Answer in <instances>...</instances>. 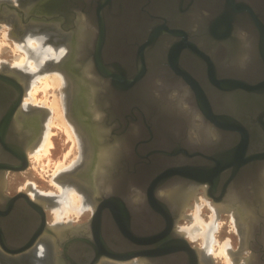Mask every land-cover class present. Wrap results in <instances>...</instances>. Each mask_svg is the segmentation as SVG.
Returning <instances> with one entry per match:
<instances>
[{
    "label": "water",
    "instance_id": "1",
    "mask_svg": "<svg viewBox=\"0 0 264 264\" xmlns=\"http://www.w3.org/2000/svg\"><path fill=\"white\" fill-rule=\"evenodd\" d=\"M11 16L57 23L68 34L71 58L52 68L70 80L67 115L93 151L73 174L85 170L95 200L92 217L71 230L92 231L97 261L149 256L135 243L178 231L202 189L242 216L241 249L253 250L244 264H264V235L257 250L251 243L264 232V0H38L29 10L0 0V20ZM5 69L14 71L8 91L18 93L9 120L23 74ZM6 80L0 72V88ZM0 158V247L21 254L57 227L41 207L29 229L32 213L20 202H36L25 191L4 192L6 170L27 169L28 158ZM17 216L28 242L11 249L6 231Z\"/></svg>",
    "mask_w": 264,
    "mask_h": 264
},
{
    "label": "flooded vegetation",
    "instance_id": "2",
    "mask_svg": "<svg viewBox=\"0 0 264 264\" xmlns=\"http://www.w3.org/2000/svg\"><path fill=\"white\" fill-rule=\"evenodd\" d=\"M37 1L38 0H32L30 2L29 0L30 3H24L20 7L22 8V10L26 8H28L29 10V7ZM13 18H14L13 19L14 26L16 25L15 27L17 28H20V26L25 27V29L22 31L28 30V28H30L31 26L35 28L38 27L39 29H47V30L48 29L55 30L56 28V31H59L60 29L61 32L60 31L59 32L62 33L63 36L65 37L64 41L66 42L68 46V37H67L68 34L64 32L57 23L51 24V23H45V22H40V21L34 22V23L33 22L32 23H21V22H18V20L14 16ZM15 27H13V29H16ZM23 38H24V35H23ZM70 58H71V54L69 55V50H67L64 57L61 58L57 62H63V61L66 62ZM57 62H53V64L47 65L49 67L46 68L47 67L46 66L45 67L46 69L44 68V70L51 69ZM54 70L61 71L60 69H54ZM18 71L23 74L20 76L21 78L19 80L21 83V87L23 88L22 101H21L18 111L16 112L15 117L7 120L5 111L11 105V102L13 101V99L18 98L17 97L18 93L15 95H12L8 91L10 90L11 93L13 92V90L15 91L13 87L8 86V83L14 80L12 77L14 71L7 70L5 68H0V72L7 75V80L4 82L5 83L4 87L0 88V91L3 92V93H0V156L6 157L7 155L8 157L11 156L15 158V160H12L13 165L22 164V158L27 156L28 165H29L30 158L28 154L30 150H32L33 147H35V145L38 144L43 134V131L45 130L46 115L44 111L45 109L42 106H37V107L31 106L29 109H25L24 97L30 86V80L32 79V74L30 72H23L20 70ZM67 78L69 79V77ZM72 86H73V82H72ZM68 88L70 89V82H69ZM69 89H68V94L70 92ZM67 98H68V95H67ZM72 112H74L73 109H72ZM73 114L75 115V113H72V115ZM73 117L78 122V125L81 126L83 129L82 123L79 122V120L76 119L75 116ZM84 140H85V144H84L85 158L81 162L79 161L80 164L85 162V160H88V158L90 159V156L92 155V152H93L92 150L90 152V146L88 145V142L85 138ZM3 142H5L6 145ZM83 171L81 170L80 172H77L75 174L71 172L70 174L76 175L78 173L80 174L82 173L83 175ZM10 172L18 173L21 171H15V170H10V169L6 170L5 172L6 185H5V190H4L5 194L9 197H13V196H16L18 193L25 191L29 195L28 191L24 189H18L13 193L7 192L8 179H9ZM70 176L71 175H69L68 177L67 176L64 177V181L66 183L78 182L80 186L83 188V190L92 194L91 189L89 188V186H87L88 184L84 183L85 181L83 180L82 176H79V178L75 176L74 178L75 181H68V178ZM201 192L202 194H204L202 189H201ZM42 199L43 198H38V199L32 198V200L36 202L35 206L37 208H35L34 206L33 207L29 206V204L26 203L25 201L20 202L23 205L21 209V212L23 214L30 212L29 214L31 215L32 213L31 215L32 221L30 222L29 229L32 228V230H34L38 226V223L40 220V208L41 207H43V209L45 210V214H46L47 205L39 201ZM48 199L53 201V195L51 194V196H49ZM210 201H212V199H210ZM1 202H2V199H1ZM92 214H91V217H92ZM46 218H47V214H46ZM17 220L18 222L16 221L14 223L12 227V231L10 232H8V230L6 231L7 237L5 238V241L11 244L12 247L8 246L11 249L22 247L26 242H28L27 237L29 235L27 236L26 234H24V232H27L24 228L25 221H22L20 217H18ZM71 226H72L71 222H69L68 224L64 223L61 225V227L56 226L57 231H55L54 233H49L47 235L41 236L39 239H37L35 244L28 247L21 254L8 253L4 251L3 248L0 247V264H39L38 261L40 260V258L36 255L37 254L36 250L38 249V244L40 242L46 243L47 245V251H46L47 256L41 259L43 262L47 264H103V263L106 264V260L110 258L106 259V258L101 257V259L97 261L98 256L97 254H94V249L92 245V243L94 242V239L92 236L93 234L92 231H89V232L73 231L71 230ZM259 230L260 229H258L255 232V236L257 237L256 238L253 237L251 239V243H252V246L254 247V250H257L260 245V243L257 241V238H259L260 235H264V232L259 231ZM150 235H151V241L144 242L143 245L140 244L141 242L139 243V245H137L136 243L134 245L135 248L138 249V251L142 249H147L150 252L149 253L150 255L149 256L146 255V257H142L141 255L133 256L126 260L127 263H131V264L132 263L133 264H191V261L195 260L196 262L195 264H213L212 258L202 259L201 251H200L201 248L191 243L190 239L183 233L179 225H178V231L176 232L156 230L152 232ZM14 236H16L17 239L13 238ZM190 245L192 246V248H195L196 250V252H194L195 255L190 253ZM245 251L247 254L243 257L246 258L252 254L253 250L251 248H247ZM235 252H238V254L239 252H241V254L243 255V249H241V247L239 248V250ZM121 261L124 262V260H121Z\"/></svg>",
    "mask_w": 264,
    "mask_h": 264
},
{
    "label": "bare ground",
    "instance_id": "3",
    "mask_svg": "<svg viewBox=\"0 0 264 264\" xmlns=\"http://www.w3.org/2000/svg\"><path fill=\"white\" fill-rule=\"evenodd\" d=\"M4 2H7V1H4ZM17 2L22 5L24 3H29V0H17ZM7 3H12V2H7ZM11 17L12 18H8L7 20L4 21V23L9 26V29H8L9 32H6L5 36L11 37L12 39H14V41H15L14 49L16 51H21L23 49L26 50V53L22 54L19 57L20 60L18 61L17 66L19 65L21 67V65H23L24 63H27L29 65V69L31 71H35L37 69H40L42 66H44L46 64L48 65V62L51 60H53L54 62H57L61 58L64 57V55L66 54V52L68 50V46H67L66 42L64 41V37L59 35L61 33H59V34L57 33L60 31V29H59V31H56V28H55V30H50V29L46 30V29H39L38 27L35 28V27L31 26L30 28H28V30H25L28 33L23 32L24 38L22 39L21 37H19V35H20L21 31L25 29V27H21V26H20V28L15 27L16 25L14 26L13 16H11ZM0 26H1V24H0ZM13 27H15L16 29H13ZM21 28H23V29H21ZM16 32H19V35H17ZM16 60H17V58H16ZM15 70H17V69H15ZM57 71H58V73H54V74L42 73L41 75L43 77L40 78V81L38 83H36V84L34 83L35 85L33 84L31 89L29 90L30 94L28 93V90H27V93L24 97L25 109H29L31 106L37 107L40 105L38 103L40 101H38L36 98V94L38 93V91L40 89L42 91H44V93L47 94L48 89L51 87L54 89L53 86L56 87V84H64V85L66 84L67 85L68 82H70L65 73H63L59 70H57ZM45 98H47V97H45ZM43 101H41L40 103H43ZM51 103H53L52 106H50L48 108H50V110L52 112H53V110H55V111H56V109L58 110V108L60 107V104H58V101L53 100ZM58 105H59V107H58ZM49 114L51 115V113H49ZM57 114H60V116H57V117L55 116L56 119L58 121H61L62 123H64L62 126L65 125L64 128H65L66 132L68 133V136L73 138L71 140L77 139L78 146L81 149V155H80L81 158L80 159L82 161L85 158V151H84L85 150V147H84L85 143H84V138H83L82 134L75 127V125H73V123L69 119V117L67 115V107L64 108V114H62V112H60V109L58 110ZM49 118L50 117H47L45 120V123H46L45 124V131L42 134L38 144L35 145V147H33V149L30 150V152L28 154L30 158L33 156L38 161H40L44 155L48 156V154H50V152H51V148L53 147V140H52L51 131L49 128L51 127V124L56 123V121L55 122L53 121L52 123L50 122V124H49V121H50ZM61 122L59 124H61ZM75 142H76V140H75ZM73 145H74V143H73ZM91 156H90V158H92ZM67 157H68V154L66 155V158ZM88 160H90V159L88 158ZM75 164H76V162H75ZM72 165H73V163L69 166L68 164H66L64 162H59V163H55V166H54L55 170L53 171L52 181L58 187L59 191H61L65 194L64 200L62 202L60 201V203H58V205L54 208V211H53L54 212V219H55V226H57V227H61V225L64 224L63 222L66 218H67L66 220L70 221L71 220V217H70L71 213H74L76 216H78V215L82 214L84 212V210H88V208L93 210L95 207V200H94L93 194L89 193L88 194L89 196H87V194L82 189L78 188L77 186H72V187L67 188L62 183L63 176L66 175L65 173L67 170L72 169ZM99 166H100V163L96 162V164L92 167L91 172L93 175V177H92L93 180H94V178H96V175L98 173V172H96V169ZM88 172H90V171H88ZM74 176L79 178V176H84V175H81L80 173H78ZM83 180L85 181L84 183H87L88 184L87 186H89L88 177L87 178L83 177ZM89 188L91 189V192L93 193V191H94L93 187L91 188V186H89ZM31 190H33V189H31ZM26 191H28V189H26ZM39 193H41V192H39ZM36 194L37 193H35V192H33V193L30 192L29 195H31L30 197L33 198L36 196ZM36 199H38V198H36ZM204 202L212 209L210 222H206L200 216V211H201V208H202ZM49 204H51V203H49ZM221 212H230V214L232 215L233 225L236 227V229H238L240 231V234H244L243 233L244 232V226L240 220L242 216H240V214L238 212H236L235 210H228L224 205L213 203L206 196L196 198L195 212L193 213V215L191 217L194 219V223L191 226L180 227L181 230L183 231V233L187 237H190L192 239H196V238L200 237L202 239V241H203L202 245L203 246L200 249L202 259H207L208 256L211 257V255L214 253L215 243H219L217 241V239L215 238L214 230L217 228V225L219 223L218 219L221 215ZM55 231H57V228H55ZM46 251H47L46 243L40 242L38 244V249L36 250V252H37L36 255L40 258V260L38 261L39 264H47L41 260L43 257L45 258L47 256ZM217 254L223 255V257H225L228 264H244V258L245 257H243L242 254L236 255L235 252L233 251V249L231 248L229 241L225 242L223 245L222 244L220 245V248H219ZM106 264H131V263H127L126 261L122 262L121 260H115V259L110 258V259L106 260Z\"/></svg>",
    "mask_w": 264,
    "mask_h": 264
},
{
    "label": "rangeland",
    "instance_id": "4",
    "mask_svg": "<svg viewBox=\"0 0 264 264\" xmlns=\"http://www.w3.org/2000/svg\"><path fill=\"white\" fill-rule=\"evenodd\" d=\"M2 1L12 2L15 5L22 6L21 4H19L17 2V0H14V1L13 0H2ZM0 23H2L1 24L2 26H0V68L8 67L10 69H17V70H20L23 72H30L32 74V79L30 80V86H29L30 88H28V93L30 94L29 90L31 89V87L33 86L34 83L36 84L40 81V78L43 77L41 75L42 73L54 74V73H58V71L54 70L53 68H51L49 70H44V68L47 66V64L42 66L40 69L35 70V71H31L29 69V65L27 63H24L23 65H21V67L18 65L19 66L18 67L17 64H18V61L20 60L19 57L22 54H25L26 50L23 49L21 51H16L14 49V47H15L14 39H12L11 37L5 36V33L9 32V30H8L9 26L4 23V20H0ZM23 32L26 33L27 31H21L20 35H19V32H16V34L19 35V37H21L23 39V36H22ZM60 32H57V33L59 34ZM59 35L63 36L62 33ZM64 39H65V37H64ZM16 58H17V60H16ZM53 62H54L53 60L49 61L48 65L53 64ZM48 67L49 66H47L46 68H48ZM68 85H69V82L67 85L66 84L65 85L64 84H56V87L53 86L54 89L52 87L48 89L47 94L44 93V91H42L41 89L36 94V98L38 101L41 102L45 99L43 101V103H40V102H38V103L40 104L39 106H42L45 109L44 111H45L46 118L50 117L49 118V120H50L49 124H50V122L52 123L53 121L54 122L56 121V123H54V124L52 123L51 127L49 128L51 131V137L53 140V147L51 148L50 154H48V156L44 155L40 161L36 160L33 156L31 158L29 157L30 163H29L27 169H25L21 172H18V173L10 172L9 173V179H8V186H7V192L8 193H10V192L13 193L18 189H24V190L28 189L29 194H30V192L31 193H33V192L37 193L35 197L32 196L33 198H35V199L36 198H44L45 200H47V201H45V204L47 205V207H46L47 221H48V224H51V225H55L54 212H53L54 208L58 205V203H60V201L62 202L64 200V196H65V194L63 192L59 191L58 187L52 181L53 171L55 170V168H54L55 163L64 162V163L68 164L69 166L73 163L72 169L67 170L65 173L66 175L63 176L62 183L67 188L72 187V186H77L78 188L83 190V188L80 186V184L78 182H76V183L73 182L71 184V182L66 183L64 181V177H66V176L68 177V174L73 172L74 168L77 166V164L81 158L80 157L81 149L78 146L77 139H75L76 142H75V140H71L73 138L68 136V133L66 132V130L64 128L65 125L62 126L64 123H62L61 121H58L56 119L57 116H60V114H57L58 110L60 109V112H62V114H64V108L67 107V101H68L67 95H68V89H69ZM45 97H47V98H45ZM52 99L57 100L58 104H60V107L58 105V107H59L58 110L57 109H56V111L53 110V112L50 110V108H48V107L52 106V104H53V103H51L53 101ZM49 113H51V115ZM60 122H61V124H59ZM73 125H75V127L77 128V125L75 123H73ZM44 131H43V133H44ZM73 143H74V145H73ZM84 143H85V140H84ZM67 154H68V157L66 158ZM75 162H76V164H75ZM69 178H71V177H69ZM31 189H33V190H31ZM83 191L86 194L87 193L89 194V192H86L85 190H83ZM39 192H41V193H39ZM51 194L53 195V201L54 202L51 201L50 199H48L49 196H51ZM88 194H87V196H89ZM202 196H205V195L202 194V192L200 191L197 194L196 198H199ZM196 198L191 200V206L188 207L184 213L186 216L179 220V222H178L179 227L191 226L194 223V219L191 217H192L193 213L195 212ZM49 203H51V204H49ZM93 210L88 208V210H84V212L78 216H76L74 213H71L70 214L71 220L68 221V220H66L67 219L66 218L63 223L68 224L69 222H71L72 226L81 225V224L87 222L91 218V214H92ZM211 214H212V209L204 202V204L201 208V211H200V216L206 222H210L211 221ZM218 222L219 223L217 225V228L214 230V235H215V238L217 239V241L219 243H215V246H214V253L215 254L213 253L211 255V257L208 256L207 259L212 258L213 264H228L225 257H223V255H221V254H217V252L220 248V245L221 244L223 245L227 241L230 242V246L234 252L239 250V248L241 247L240 231L238 229H236V227L233 225L232 215L230 214V212H221V215L218 219ZM188 238L190 239V241L193 245L202 248V246H203L202 242L203 241L200 237H198L196 239H192L190 237H188ZM235 254L238 255V252H235ZM239 254H241V252H239ZM246 254H247L246 251L243 250V256H245Z\"/></svg>",
    "mask_w": 264,
    "mask_h": 264
}]
</instances>
